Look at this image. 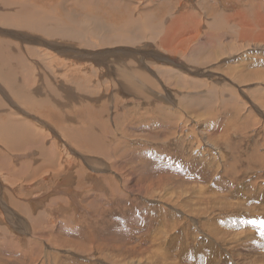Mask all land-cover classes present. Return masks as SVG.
<instances>
[{
    "label": "rangeland",
    "instance_id": "obj_1",
    "mask_svg": "<svg viewBox=\"0 0 264 264\" xmlns=\"http://www.w3.org/2000/svg\"><path fill=\"white\" fill-rule=\"evenodd\" d=\"M40 1H46L47 4L55 6L54 2L56 0H52L54 1L52 3H50L51 0ZM58 1L60 2V0ZM115 1L117 2V0H113V4H109L106 2V0H61V2L64 3L63 6L65 5L66 8L73 9L74 11L78 10L77 12L89 11L91 12L90 15L93 17L96 16V18L100 20L105 19V22L107 23L123 22V20L127 19L126 15H128L125 12L126 8L122 7L121 9L120 7H117V5L122 0H119L117 3H115ZM123 1H126V3L127 1H130L132 6L133 3H135L136 6H138L137 12L140 10V6L144 5L143 2H146L150 5V8L153 7L154 11H157L158 16L160 17L167 15L166 13L169 10L175 13L177 10H179V6L184 7L188 4L191 6L194 5L196 8L200 6L199 1L197 0H192V2L191 0H176V2L182 1V3H180L181 5L175 4L176 6H169L170 4L167 2V0H160L159 3L163 1L161 4L158 2L155 3L151 0H134V2L133 0ZM196 1L199 4H197ZM212 1H203V3L209 7V12L213 14L209 17H204L209 19V22L207 21L208 25L209 23H215V21L216 23H220L221 21V23H223V25H221V29L229 31L231 26L224 23L225 16L223 15L224 13H234L229 5L235 7L238 5L237 8L241 7V9H243L244 6L245 8L247 7L249 9V5H251L252 8L247 11L246 18L253 25H256V22L257 25H262V3H260L258 6L256 0H232V4L231 0H229L230 3L228 0H219V2L216 0ZM227 1L228 5L225 4ZM104 2H106V4ZM224 4L225 6H223ZM226 6H228V10L226 9ZM256 6L261 9V12ZM122 10L123 12H121ZM207 22L205 19L204 23ZM201 24H199V29H201V34H203L207 28L204 27L203 29V27L200 26ZM258 27V30L262 31V26H257V28ZM182 33L189 37V32L186 33V31L183 30L181 34L178 35V38L184 36ZM192 35L194 37L198 34L193 32ZM192 43L193 41L191 38L189 39V47H186V52L189 51ZM228 44H232V41L228 42ZM244 47V50H235L232 54L221 53L218 56L220 60L217 61V58L214 61L215 63H212V67L210 69H212V71L214 69V77H216L217 74L225 76V81L228 80V77L232 76L231 78H233L237 76L239 74L238 72L242 71L243 69V75H239L238 78L241 80H249L253 78L252 80L245 82H237L235 80L236 84L232 83L231 85L232 93L237 104L241 105L240 100H243L246 110L239 112L236 110L235 105L231 106L230 103H224L223 94L216 91L215 93L217 96H213L214 98H212V100L214 101H211L212 104H207V107L205 105L206 108H204L201 103H199V105L190 106L192 109L190 110L189 108L190 112H188L186 116L188 119H190L192 114L193 120L192 123L189 124L190 127H187L185 131V137H183L185 141L182 140L181 137V127H176L175 124H168L164 116L159 113V108L162 109V105L164 103L157 104L153 99L152 94L150 98L139 97V99H141L140 102H131L127 104L129 105L127 107L124 105V101L126 100L124 99L126 98L125 94L121 91L110 93L108 92L110 90L105 89L107 86L101 88V91L98 90L95 92V95L98 96V100H94V103L92 100H90L94 98L92 93V97L89 96V93H86L88 96H84L83 93H80V95L73 94L72 96L68 95L66 97H62L61 101L65 100V102H68V104L72 107L74 106V108L70 110L68 107V109L66 108L67 110H62L60 109L61 107H59L57 111L61 115H58L57 113L52 116L50 114L52 118H58L55 119L56 121H59V119L62 118V124H58V126L53 119V122L51 121L52 124L55 123V125L58 127V131L61 132L62 129L68 130L71 126V128H73L83 125V121L80 120H83L87 111H85V106L84 109L80 108V106L85 105L86 101L91 102V105H102L101 109L98 110V113H94L95 111L93 109V112H90V114L92 116V120H97L95 119L97 118V115L100 117L101 114L103 115L107 113V117H104V120L106 118L107 125L104 134L106 137L107 133V138H109L111 135L112 139H109L110 141H106L112 143L110 151L114 150L113 147L116 146L115 148L117 153L115 154L114 152L113 160H107L103 156L100 158V155L96 153V147H94L93 144L91 145L90 142L85 143L78 140V143H75L73 140V146H71L61 138L57 140L56 135H54V137H48L47 144L50 141H55L56 147L59 149L57 154V163H64L65 158H69L72 163L70 171L60 170V173L56 174V176H60L57 180V183H61V179L66 176V174L71 175L72 184H70L69 187L72 186V189L74 191L77 190L78 193L76 195L71 189L68 194L75 195L74 197L77 196V198L72 200L71 196L69 195L70 200H67L68 198L66 197V200H63L64 202L60 200L58 205H51H54V207H50V209L57 210L59 208V217L52 215V218L51 216H48L51 220V224L54 223V231L56 229L58 230L55 231V234H51L50 232L49 235L44 237L43 240L37 239L38 237L33 230H27L28 233L31 232V234L28 235V238L24 237L21 232L15 228L16 223L19 221V219L16 221L17 215L15 212L18 213L20 210L22 212H26L27 207L30 208V211H33L32 205L27 203L25 204V200H33L36 198L34 195L37 193L40 194L42 191H49L50 186H48L46 181V177L49 175L44 177L48 171L43 172L41 170L43 173L40 171L38 177H41L42 180H40V185L38 186L37 190L36 188H29V190L25 191L23 187L21 188V192H25L20 194L16 192L15 195H13L11 191V195L10 193H6V189L9 191L10 187H6L5 189V187L2 186L3 183L0 182V205L3 206V203L6 199V201L9 202V207L11 209L10 215L8 213L6 214L4 211H2L3 213L0 212V264H264V235H261V227H264V225L258 223L254 226L252 223H250V221H264V50H262L260 47L254 49L247 45ZM180 55V58L183 59L182 61L184 64L187 66L191 64L185 60V57H182V54H178L176 56ZM165 56L166 55H164V57ZM242 58H244V60H242L244 62L243 65L239 63V59L241 60ZM68 62H70V60H68ZM238 64L241 65V67H238ZM68 65L69 66H66L64 70L66 73L64 71L62 72H64V74L67 76L66 80H70L68 81V86L70 85V88L77 89L73 87L75 85L74 82H78V79L80 78L84 84L86 83V79H82V77L78 75L73 76V74H71L73 65ZM187 66L186 68H188ZM203 67L204 66L201 68L203 69ZM231 68L236 69L233 70V72ZM37 70L38 67L35 66L34 71L32 72L35 82L37 80V73L39 72ZM257 70H262V72H260L262 73V79H254ZM212 71L208 73L211 74L213 73ZM190 73L195 75L193 71H190ZM52 75L55 76L52 78ZM50 76L51 78H49ZM58 76H60V71L57 72L56 70L54 74L52 72L46 73L45 78L43 77V81L41 78L40 84L44 93L47 94L46 96L50 95V92H48L46 82H43L45 80L47 81L52 79V83L57 84V79L58 81L60 79ZM71 82L72 84H70ZM165 87L171 89V93H173L174 90L182 93L191 90L192 93L198 92L202 95V97L208 96L211 92V90L209 92H207V90L204 91L205 86L198 88H182L180 86L178 88L175 85L169 84V81L167 80L159 81L158 88L153 87L151 88V91L161 92V88L163 92V88ZM5 92L0 91V98L6 103L7 100L4 97ZM113 93L117 95L115 96ZM215 93L210 94L213 95ZM111 96L112 98H119V101L116 99V103H113L117 106H112L111 103L107 107V101L113 100L110 99ZM245 100H247L248 103ZM174 101L177 102L176 99ZM251 101L255 106L252 109L248 105L249 102L251 103ZM143 103L144 105H142ZM6 104L7 107H12L9 103ZM141 105L143 107H141ZM179 105L180 106L178 107L180 109H183L182 105L188 106L187 102L185 101ZM223 105H225V107H223ZM103 108L107 109L109 113L105 112L106 110ZM12 110L16 112L15 107H13ZM34 111L40 112L39 114L35 113V115H38V117H44V114H42L43 111L50 112L46 108H42L41 111ZM66 112H69V115H67ZM18 114L24 117L23 113H19V111ZM48 118L50 119V117ZM33 119L35 120L36 117ZM196 121H201L204 123L205 126L202 127L204 132L211 133L213 136H211V134L209 137L205 136V133L199 130L201 129L200 122L197 123ZM86 123L88 126V120L84 122V124ZM161 124L166 127L165 131H163V129H158ZM224 124L227 125V127ZM37 126L38 125H36V127ZM67 126L69 127L67 128ZM120 126L122 129H124V131L122 134L118 132L115 134ZM37 128L45 129L43 126L40 127V125ZM49 132L51 134V131ZM171 141L177 142L176 148L170 145L172 143ZM133 144L137 147H135ZM203 145L205 146L204 149L201 147ZM69 146L72 147V149ZM123 148H126V150ZM0 149L8 153L11 162L14 163L16 155L3 149L1 145ZM203 150L205 152H203ZM196 151H198L197 156H195ZM81 152L90 158L92 157V160L95 158V161H93L96 165L100 166L102 172H100V169L98 172H95L93 168L90 167V163L88 162L87 164V158L84 157ZM94 153L95 155H93ZM25 159H31V157L26 156ZM108 161H113V164H116V168L108 167ZM34 162L38 163V160L36 159ZM79 163L82 164L80 165ZM95 173L100 176V178L97 180V183H99V185L97 184L98 186L89 182V175L94 176L96 175ZM122 173L124 175H122ZM74 175H76V178ZM81 175H84L85 178ZM163 177H165V180L160 183L159 180L164 179ZM124 178L127 180L124 181ZM156 179L162 186L165 185L164 187H167L169 182L171 186H175L169 191L170 193L178 192V198H176L178 203L172 202L173 204H166L161 199H156V201H154L151 198L150 193L145 194L144 191L143 197L140 193H131L129 190L132 189V187L129 186H134L136 184H149L150 180ZM54 181L55 179L52 178V182ZM38 183L34 184L33 187L38 185ZM16 186H18V188L21 187V179L19 180V183L16 184ZM108 189L111 190L109 191ZM121 191H124V193ZM119 192L123 193L124 195L120 194ZM183 192L186 194L184 195ZM78 194H81V197ZM162 196L164 197V195ZM179 196H182L181 200L183 202L180 201ZM14 197L16 199H13ZM49 197L51 196L49 195ZM22 198L24 203L21 202ZM38 199L43 200L44 197H40ZM166 200L168 199H165V201ZM17 203L22 206L21 209L16 208ZM47 205L50 206V204ZM178 207L182 212L176 209ZM208 209L211 211L209 212ZM22 212L21 215L24 216ZM210 217H214V223L213 220H207ZM55 221H57V223ZM12 222L15 225H13ZM27 222L29 223V221ZM62 233L65 235V237H67V239L72 241H67L66 245L63 246H53L49 241V237H51L53 234V236H59L58 234L61 235ZM7 235H11V237H8ZM160 236H162V239ZM20 238L22 240H20ZM56 238L57 237H54L55 241ZM153 241L156 245H158L157 247L154 245ZM33 243H35V245ZM39 244H41L42 248ZM77 245L81 248H79ZM76 246L79 248V251H77L78 249ZM91 247H93V249H91ZM91 250H93L95 253L93 254ZM89 252L93 255H90Z\"/></svg>",
    "mask_w": 264,
    "mask_h": 264
},
{
    "label": "bare ground",
    "instance_id": "obj_2",
    "mask_svg": "<svg viewBox=\"0 0 264 264\" xmlns=\"http://www.w3.org/2000/svg\"><path fill=\"white\" fill-rule=\"evenodd\" d=\"M112 1L113 0H106V2L109 4H113ZM118 1L119 0H117V2ZM151 1H154L155 3L160 2V0H151ZM197 1H199L200 3V6L198 8H196L194 5L191 6L189 4L188 5L185 4L186 6L183 5L184 7L179 6V10H177L175 13L169 10L166 13L167 15L160 17L158 16L157 11L156 10L154 11L153 7L150 8V5L147 4L146 2H143L144 5L140 6V10L137 12L138 6H136L135 3H133V6H132L131 5L132 3L130 1H127L126 3V1L122 0L117 5V7H120L121 9L122 7L126 8L125 12L128 14L126 15L127 19L119 23L118 22L107 23L105 22V19L100 20V19H97L96 16L93 17L92 15H90L91 12L89 11L77 12L78 10L74 11L73 9L66 8L65 5L63 6L64 3H62L61 0L60 2L58 0H56L55 2L51 0L50 3L54 2L55 6L51 4H47L46 1L41 2L40 0H0V91L7 92V93L5 92L4 94V97L7 100L6 103H9L12 106L11 108L7 107V104L4 102V100L0 98V145L6 151L16 155L15 161L14 163H12L10 160L9 154L0 149V161H1L0 162V173H1L0 182L3 183L2 186H4L5 189L6 187L8 188L10 187L9 191H7L6 189L5 191L6 193H10L11 191L12 194L15 195L16 192L20 194V193H23L29 190V188H34V189L36 188L37 190L38 186L40 185V180H42L41 177L40 178L38 177L41 170L43 172L48 171L46 172L44 177L49 175L48 177H46L48 186H50L49 191L47 192L42 191L40 192V194L37 193L36 195H34L36 196V198L33 200H30V201L25 200V204L27 203L29 205H32L33 211H30V208L27 207L26 212H22L21 210L18 213L15 212V214L17 215L16 221H18L19 219V221L16 223L15 228L18 231H20L24 237L28 238V235L31 234V232L28 233V231H32V230L37 235L38 237L37 239L39 240L40 239L43 240L44 237L48 236L50 232L51 234L52 233L55 234L56 233L55 231L58 229L54 231L53 229L55 228L53 225L54 223L51 224V220L49 217L50 216L52 217V215H54L55 217H59L60 216L58 213L59 208L55 210V209H50V207H54V205L51 206L52 204L58 205L59 204L58 202L60 200L64 202L63 200H66V197L68 198L67 200H70L69 198L70 194L68 193L72 189V186L69 187V185L72 184L71 175H67L66 174L67 171H66L65 172L66 176H64L61 179V183H57L58 182L57 180L60 176H56V174L60 173V170L70 171L72 163L69 158H65L64 163H61V164L57 163V154H58L59 149L58 147H56L55 141L54 142L50 141L47 144V139L49 136L54 137V135H56L57 140L61 138L63 141H65L71 146H73L72 145L73 140L75 141V143L78 140L83 141L85 143L90 142L91 145L93 144L94 147H96V153L100 155V158L101 156H103L107 160L108 159L113 160L114 152L115 154L117 153L116 148H115L116 146L113 147L114 150L110 151V148L112 147V143L111 142H110L111 144L109 143L110 141L109 139H112V138H111V135L109 138H107L106 132L110 130L111 128L105 132L106 137L104 134V131L107 128L106 118L104 120V117L107 114L105 112L109 113V111L103 108L106 110L104 112L105 114L103 115L101 114L100 117L97 115V118H95L97 120H92V116L90 114V112H93V109L95 111L94 113H98V110L101 109L102 105H91V102L89 101H86L85 105H82V106L79 105L80 108L82 109H84V106H85L86 107L85 111H87L83 120H80V121H83L82 123L83 125L82 126L80 125L78 127H73V128H71L72 126L71 127L67 126V128L68 127L70 128L68 130L63 126L66 130L62 129L61 132L58 131L57 126L58 124L59 125L62 124V118L59 117L60 118L59 121H56L55 119H58V118L54 119L52 118V116L58 113L57 110L59 109V107H61L60 109L62 110H67L68 107L70 108V110L74 108V106L72 107L68 104V102H65L64 98H63L64 101H61L62 97H66L68 95L72 96L73 94L80 95V93H83L84 96H88L86 93H89L90 94L89 96L92 97L91 96V93H92L94 98L90 100H92V102L94 103V100H98V96L95 95V92L98 90L101 91V88H104L105 86H107V88L105 89L110 90L108 91L110 93L115 92V91H118V92L121 91L125 94L126 98L124 99L126 100L124 101L125 102L124 105L125 107H127L129 106L127 104L131 102L133 103L137 101L140 102L141 99H139V97L150 98L152 94L153 99L156 101L157 104L158 103L165 104V106L164 104L162 105V109L159 108V111H160L159 113H161L162 116H164L167 123L171 125L175 124L176 127L178 126L181 127L180 131L182 133V136H181L182 140H184L183 137H185L184 134H185L187 127H190L189 124L192 123V120H193L192 114L190 116V119H188L186 116L188 112H190L189 108L190 110L192 109V107L190 106L199 105V103H201V105H203V107L206 108L207 104H212L211 101H214L212 100V98H214L213 96H217L215 93L216 91L223 94L224 103L226 104L230 103L231 106L235 105L236 110L239 112L246 110L243 100H240L241 105L237 104L236 99L232 93L231 85L232 83L236 84L235 80L237 82H245V81H250L253 78L249 80H241L240 78H238L239 75L240 76L243 75V71H244L243 69L242 71L238 72L239 74L237 76L233 78H231L232 76L228 77V80L225 81L224 79L225 76L217 74L218 76L216 75V77H214L215 71L214 69L212 71V69L210 68L212 67V63L218 58V56L221 53L222 54L223 53L232 54L235 50L242 51L245 49L244 47L245 45L251 46L252 48L256 49L260 47L262 44L260 48L264 50V0H256V2L258 3V6L260 3H262V20H261L262 25H257V22L255 24L260 27L262 26V31H259L258 30L259 27L257 28L256 25H253L252 23H250L248 19L246 18L247 11L252 8L251 5H249L250 7L249 9L247 7L245 8V6H244L245 9L244 8L241 9V7L237 8L238 5L237 7L229 5V7L233 10L234 13H231V14L224 13L223 14L225 16L224 23L231 26L229 28V31H226L225 29H221V25H223V23H221L220 20H219L220 23H216V21L214 20L215 23L214 22L209 23L208 25L209 19L204 18V17H209L213 14L209 12V7H207L203 3L204 0H197ZM216 1L219 2V0H216ZM228 1L225 4H227ZM106 2L104 3L106 4ZM117 2L115 1V3ZM167 2L170 4L169 6H174L175 4L179 5L180 3H182V1L176 2V0L175 1L167 0ZM161 3H163V1ZM232 3L233 1L231 2V4ZM70 4H73V3H70ZM225 4L223 6H225ZM227 8L228 6H226V9ZM121 12H123V10ZM260 12H261V9H260ZM205 19H206V22L208 21L207 23H204ZM199 24H201L200 26L203 27V29L204 27L207 28L203 34H201V29H199ZM208 26H209V29H208ZM183 30H185L186 33L189 32V37L182 33V35L184 36H182L181 38H178V35H180ZM193 32L198 35L193 37L192 35ZM191 38H192L193 43L190 46L189 51L186 52L187 50L186 47H189L188 46L189 39ZM230 41H232V44H228V42ZM178 54H182L183 55L182 57H185V60H187L191 64L188 63L189 64L188 66L184 64L182 61L183 59L180 58L181 55L176 56ZM164 55L166 56L164 57ZM68 60H70V62H68ZM219 60L220 59L218 58L217 61ZM242 60H244V58H242L241 60L239 59L240 62L238 61L241 65L244 64ZM68 64L73 65V69L71 71V74H73V76L78 75V76H81L82 79H86V83L84 84L82 83L80 78L78 79L79 83L74 82L75 85L73 87L77 89H72L69 87L70 85L68 86L69 84L68 81L70 80L67 81L66 80L67 76L66 74H64L65 67L69 66ZM241 65H239L238 67H241ZM35 66L38 67L37 71H39L37 73L36 82L34 80V75L32 73L34 71ZM186 66L188 68H186ZM202 66H204L203 69L201 68ZM231 69L233 71L236 68L235 69L231 68ZM56 70L57 72L60 71V76H58L60 79L59 81L57 79V82H58L57 84H53L51 81L52 79L47 80V81L45 80L43 82V83L46 82L48 92H50L49 93L50 95L46 96L47 94L44 93L43 88L40 84V80L42 78V81H43V77L45 78L46 73L52 72L54 74ZM190 71H193L195 75H192ZM210 71H212L213 73L209 74ZM260 72H262V70L260 71L257 70V72L255 73L254 79H262V76H261L262 73ZM53 76L55 75H52V78ZM49 78H51V76ZM161 80H165V81L167 80L169 81V84L175 85L178 88L180 86L182 88H198V87L205 86L204 91L207 90V92H209L211 90L210 93H215V94L212 95L209 93L208 96L202 97V95L199 94L198 92L192 93L191 90L185 91L183 93L177 90H174V92L171 93L170 92L171 89H169L168 87L163 88L164 89L163 92L160 88V91L162 93L155 92V91L152 92L151 88L153 87L158 88L159 81ZM70 84H72V82ZM113 94L115 95V93ZM110 99H113V100H110V101L108 100L109 102L106 100L107 107L111 103L113 106L114 105L113 103H116L117 98L115 97L112 98L111 96ZM175 99L177 100V102L174 101ZM117 100L119 101V98ZM247 100L245 101L248 103L249 100L248 101ZM184 101L187 102L188 106L182 105L183 109H180L178 106H180L179 104L183 103ZM142 105H144V103ZM142 105L141 107H143ZM248 105L250 106L251 109L255 107L252 101L251 103L249 102ZM23 106L26 108H24ZM114 106H117V105L115 104ZM13 107H15L16 112L12 110ZM223 107H225V105H223ZM42 108H46L50 112L43 111L42 114H44V117H38V115H35V113L39 114L40 112H36L34 110L41 111ZM193 108H197V107H193ZM18 111L19 113L20 112L23 113L24 117L20 116L18 114ZM79 111L81 112L80 109ZM66 114L69 115V112H66ZM58 115H61V114L58 113ZM172 115H175V116H172ZM34 117H36L37 119V120L35 119L36 121L33 119ZM48 117H50V119ZM52 119L55 121L57 126L55 125V123L52 124L53 122ZM89 119L90 121L92 120L94 122L92 121L90 122ZM87 120L89 122L88 126H87V123L84 124V122ZM196 122L197 123L200 122L201 129L199 130L204 132V129L202 128L203 126H205L204 123H202L201 121H196ZM35 124L38 126L40 125V127L43 126V128L45 129H42V128L38 129L37 128L38 126L36 127ZM163 125L161 124L160 127L162 128L159 127L158 129H163V131H165L166 127ZM225 126L227 127V125ZM49 131H51L52 135L50 134ZM123 131L124 129H122L120 126V128H118L115 134L117 132L122 134ZM204 133H205L204 135L207 137H209V135L211 134V133H206V132ZM211 136L213 135L211 134ZM106 140H109V141L107 142ZM176 141H171L172 143L170 144L174 148H176V145H177ZM201 147H203L202 149L205 148L204 145ZM70 148L72 149V147ZM123 149L126 150V148H123ZM203 152L205 151L203 150ZM197 153L198 151H196L195 156L198 155ZM83 155L84 157L87 158V161H86L87 164L89 162L90 167H92L95 172H98V170L100 169V166L94 163L95 158L93 157L94 158L93 159L94 161H93L91 159L92 157L90 158L86 156L85 154ZM93 155H95V153ZM26 156H30L31 159H25ZM59 158H60V155H59ZM36 159L38 160V163L34 162V160L36 161ZM108 167L116 168V164H113V161L112 162L108 161ZM117 170H121V169H117ZM100 172H102L101 169H100ZM95 174L96 175L94 176L93 175L91 176L88 174L90 178L89 182L94 185L95 184L99 185V183H97V180L100 178V176H98L97 173ZM76 175H74L75 178H76ZM122 175L124 174L122 173ZM53 176H56V177H53ZM81 176L83 177L84 175H81ZM52 178L55 179L54 182H52ZM163 178L164 179L159 180L160 183H162L165 180V177ZM20 179H21V187L18 188L16 184L19 183ZM126 180L127 179H125L124 181ZM37 183L38 185L33 187V185ZM160 183H158L157 179L150 180L149 184L148 183L144 185L136 184L134 186H129V187H132V189H129V190L131 191V193H135V194L140 193L142 196H143L144 191H145V194L150 193L151 198L154 201H156V199H161L166 204L168 203L170 204L172 202L178 203L176 201V198H178V194H177L178 192L170 193L169 191L171 188H174L175 186L174 185L171 186L169 182V185H167V187H164L165 185L162 186ZM23 187L25 191L21 192V188ZM14 190H17V191H14ZM124 190H125V187H124ZM72 191L74 190L72 189ZM74 192L77 195L78 191L76 190ZM121 192L124 193V191H121ZM123 193H120V194H123ZM183 194L185 195L186 193L183 192ZM49 195L51 197H49ZM162 195H164V197ZM37 196L44 197V199L39 200L38 198L40 197H37ZM70 196L72 200L74 198H77V196L74 197L75 195H70ZM15 197L13 199H16ZM179 197H180V201L183 202L181 200L182 196H179ZM164 198L168 200L165 201ZM21 202L24 203L23 198L21 199ZM18 203H17L16 208L21 209L22 206ZM47 204H50V206H48ZM9 206H10L9 202H7L5 199L3 206L0 205V212L4 211L6 214L8 213L10 215L11 209ZM176 209L178 211H181L179 207ZM210 211L211 210H209V212ZM21 212L22 214H24V216L21 215ZM32 212H35V213H32ZM19 217H22V218H19ZM62 220H63V217H62ZM207 220H213V223H214V217H210ZM27 221H29L30 224ZM200 221H203V220H200ZM55 222L57 223V221ZM58 235L59 236H53V237L51 236L49 237L50 239L47 238L49 239V241L52 243L53 246L54 245L63 246V245H66L67 241L68 242L72 241L70 239H67V237H65L63 233L61 235L60 234ZM8 237H11V235H9ZM54 237H57L58 239L56 238V241H55ZM161 237L162 236H160V238ZM20 240L22 239L20 238ZM33 244L35 245V243ZM39 245L41 247V244ZM154 245H156L155 242H154ZM157 246L158 245H156V247ZM78 247H77L78 249L77 251H79V248H81V247L79 248ZM93 247H91V249H93ZM91 252L93 254L95 253L93 250H91Z\"/></svg>",
    "mask_w": 264,
    "mask_h": 264
},
{
    "label": "snow or ice",
    "instance_id": "obj_3",
    "mask_svg": "<svg viewBox=\"0 0 264 264\" xmlns=\"http://www.w3.org/2000/svg\"><path fill=\"white\" fill-rule=\"evenodd\" d=\"M250 223H252L254 226L257 225L258 223H260L261 225H264V221H250ZM261 235H264V227H261Z\"/></svg>",
    "mask_w": 264,
    "mask_h": 264
}]
</instances>
